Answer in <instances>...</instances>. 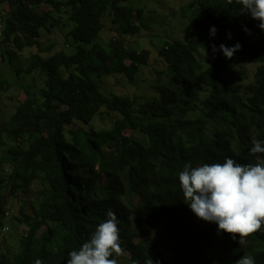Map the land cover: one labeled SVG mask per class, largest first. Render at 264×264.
Returning <instances> with one entry per match:
<instances>
[{
    "label": "trees",
    "instance_id": "1",
    "mask_svg": "<svg viewBox=\"0 0 264 264\" xmlns=\"http://www.w3.org/2000/svg\"><path fill=\"white\" fill-rule=\"evenodd\" d=\"M120 1L0 0V60L17 79H33L21 84L24 96L0 125V202L27 195L33 181L40 183L33 199L39 213L20 208L14 215L22 223L27 214V230L15 245L2 248L0 264H67L68 252L79 250L109 209L118 217L130 264L147 258L154 264H234L242 255L264 264V231L242 243L238 235L233 240L218 233L215 223L198 219L183 202L178 177L186 163L256 162L251 140H264L259 21L242 13L236 0H191L182 8L188 13L186 40L158 49L169 65L168 78L154 86L157 97L137 105L134 97L108 96L98 85L113 74L132 83L145 64L146 54L127 47L124 38L137 28L142 11ZM105 15L119 32L107 50L97 41ZM64 27L67 44L42 55L54 46L40 49L43 34ZM237 42L241 48L231 59L213 53L212 45ZM27 47L39 50L22 62ZM247 62L255 65L251 78ZM34 74L43 78L42 86ZM101 113H114L108 128L92 123ZM217 234L219 254L204 259L197 247Z\"/></svg>",
    "mask_w": 264,
    "mask_h": 264
},
{
    "label": "rangeland",
    "instance_id": "2",
    "mask_svg": "<svg viewBox=\"0 0 264 264\" xmlns=\"http://www.w3.org/2000/svg\"><path fill=\"white\" fill-rule=\"evenodd\" d=\"M191 0H123L120 4H129L132 7L141 9V20L137 24V28L132 27L130 32L124 34L127 47L138 49L146 54L145 64L142 65L135 76L132 83L119 74H113L103 77L98 81L100 90L105 95L118 94L121 96H132L135 103L138 105L145 99L153 96L157 97L155 85L159 84L168 78L169 65L167 61L159 54L158 49L164 46L165 43H171L174 40L185 41L187 38L188 13H183L182 8L189 4ZM103 28L97 39L98 43L108 49V41L113 37L118 36L116 25L112 22L109 15H105L102 19ZM144 24L145 26L141 25ZM66 27L55 29L50 33H44L40 49H45L48 45L54 44L50 51L43 52L42 55L47 56L54 51L63 49L67 44L65 36ZM39 48L27 47L21 54L22 62L33 51H38ZM245 67L249 72V78L255 69V65L247 62ZM37 86H42L43 78L38 75H33ZM29 80V81H28ZM0 82H3L0 87V125L4 123L13 112L18 101L24 96L21 84L33 82V79L22 81L17 79L8 66L0 60ZM240 82L244 83L245 80ZM208 91V87L203 88L202 96ZM241 92L244 96L249 94V90L242 85ZM264 116V107L262 108ZM101 111H104L103 109ZM114 118V113L110 115L101 113L98 114L92 123L96 127L108 128ZM264 119V118H263ZM130 131H126V134ZM3 138L7 139L5 134ZM102 180H97L96 185H99ZM39 181H33L27 195H8L4 201L0 202V209L4 211L0 224V251L2 248H10L18 242L19 234L27 230L28 221L27 214L30 212L38 214L36 204L33 203L34 191L39 189ZM32 203V205H30ZM22 208L25 215L21 216L25 222H17L14 215L20 214ZM1 215V213H0ZM200 225L199 221H196ZM6 225L8 230L2 232V227ZM221 236L217 234L214 239L208 240L197 247V251L201 253L204 259L217 256L220 251ZM130 254L124 251L120 256L119 264H130Z\"/></svg>",
    "mask_w": 264,
    "mask_h": 264
},
{
    "label": "clouds",
    "instance_id": "3",
    "mask_svg": "<svg viewBox=\"0 0 264 264\" xmlns=\"http://www.w3.org/2000/svg\"><path fill=\"white\" fill-rule=\"evenodd\" d=\"M236 3L243 6L242 13L259 21L257 27L264 32V0H236ZM216 31L215 27L210 28V36ZM244 31L250 34L249 29ZM240 48L238 42L232 47L221 44L218 49L212 45L213 53L219 50L226 59H231ZM251 144L250 154L258 157L255 163L242 164L231 158H226L223 164L199 167L186 163L178 173L182 200L192 213L198 219L215 223L218 233L232 234L233 240L238 235L239 243L243 237L264 231V158H261L264 157V140L252 138ZM106 216L78 251L68 252L67 264H119L123 254L119 220L112 209ZM34 264H43V261L36 259ZM144 264L154 262L147 258ZM234 264H255V258L242 255Z\"/></svg>",
    "mask_w": 264,
    "mask_h": 264
},
{
    "label": "built area",
    "instance_id": "4",
    "mask_svg": "<svg viewBox=\"0 0 264 264\" xmlns=\"http://www.w3.org/2000/svg\"><path fill=\"white\" fill-rule=\"evenodd\" d=\"M7 230H8V227H7L6 225H4V226L2 227V232H3V233H6Z\"/></svg>",
    "mask_w": 264,
    "mask_h": 264
}]
</instances>
